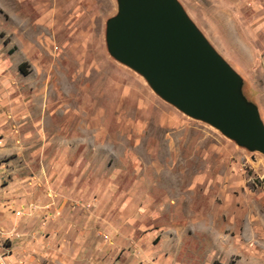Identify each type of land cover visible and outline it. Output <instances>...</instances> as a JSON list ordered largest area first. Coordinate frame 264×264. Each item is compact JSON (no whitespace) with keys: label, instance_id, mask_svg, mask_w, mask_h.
I'll use <instances>...</instances> for the list:
<instances>
[{"label":"rangeland","instance_id":"obj_1","mask_svg":"<svg viewBox=\"0 0 264 264\" xmlns=\"http://www.w3.org/2000/svg\"><path fill=\"white\" fill-rule=\"evenodd\" d=\"M177 1L239 75L241 97L264 110V0ZM117 11L118 0H0V36L13 38L9 53L27 54L37 83L44 78L70 111L95 107L106 170L122 183L131 173L136 201L173 225L192 264H208L234 234L246 251L264 252V154L184 113L112 56L106 25Z\"/></svg>","mask_w":264,"mask_h":264},{"label":"crops","instance_id":"obj_2","mask_svg":"<svg viewBox=\"0 0 264 264\" xmlns=\"http://www.w3.org/2000/svg\"><path fill=\"white\" fill-rule=\"evenodd\" d=\"M257 22L264 32V15ZM14 45L0 36V264H192L173 225L136 201L131 173L122 183L106 170L95 107L70 111L44 78L37 83L27 54L9 53ZM234 235L208 264H264V252Z\"/></svg>","mask_w":264,"mask_h":264},{"label":"water","instance_id":"obj_3","mask_svg":"<svg viewBox=\"0 0 264 264\" xmlns=\"http://www.w3.org/2000/svg\"><path fill=\"white\" fill-rule=\"evenodd\" d=\"M106 43L164 100L264 154V124L241 97L239 75L177 0H118Z\"/></svg>","mask_w":264,"mask_h":264},{"label":"trees","instance_id":"obj_4","mask_svg":"<svg viewBox=\"0 0 264 264\" xmlns=\"http://www.w3.org/2000/svg\"><path fill=\"white\" fill-rule=\"evenodd\" d=\"M20 69V72L23 73V74H26L27 72L23 69V67L20 65L19 67ZM213 264H216V261L213 262Z\"/></svg>","mask_w":264,"mask_h":264},{"label":"built area","instance_id":"obj_5","mask_svg":"<svg viewBox=\"0 0 264 264\" xmlns=\"http://www.w3.org/2000/svg\"><path fill=\"white\" fill-rule=\"evenodd\" d=\"M18 214V212H16Z\"/></svg>","mask_w":264,"mask_h":264}]
</instances>
